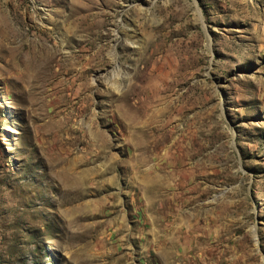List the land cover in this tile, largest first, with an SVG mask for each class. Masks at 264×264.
I'll use <instances>...</instances> for the list:
<instances>
[{
	"label": "rangeland",
	"instance_id": "obj_1",
	"mask_svg": "<svg viewBox=\"0 0 264 264\" xmlns=\"http://www.w3.org/2000/svg\"><path fill=\"white\" fill-rule=\"evenodd\" d=\"M0 264H264V0H0Z\"/></svg>",
	"mask_w": 264,
	"mask_h": 264
}]
</instances>
